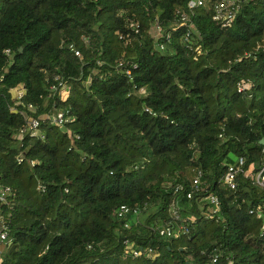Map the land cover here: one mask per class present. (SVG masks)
<instances>
[{
	"label": "trees",
	"instance_id": "trees-1",
	"mask_svg": "<svg viewBox=\"0 0 264 264\" xmlns=\"http://www.w3.org/2000/svg\"><path fill=\"white\" fill-rule=\"evenodd\" d=\"M189 1L0 0V264H264V220L248 213L264 202V0L236 3L229 27L212 19L219 0ZM59 111L73 122L53 125ZM25 115L43 140L21 138ZM238 157L248 175L230 191ZM121 205L139 214L118 219ZM170 222L187 232L160 237Z\"/></svg>",
	"mask_w": 264,
	"mask_h": 264
},
{
	"label": "built area",
	"instance_id": "built-area-1",
	"mask_svg": "<svg viewBox=\"0 0 264 264\" xmlns=\"http://www.w3.org/2000/svg\"><path fill=\"white\" fill-rule=\"evenodd\" d=\"M240 0H219L218 2L214 3L213 5V15L212 19L216 22H219L222 27H229L232 21L234 20V17L238 11V5L236 3H239ZM204 0H190L187 3V9L189 11H192L198 7L203 6ZM190 22V16L188 13H182L177 18V23L179 26H183L186 23ZM191 24V22H190ZM129 28L134 32L138 33L139 26L137 23H130ZM154 30V34H152L153 38H159L162 36V29L160 26L156 25ZM122 38L121 36L119 37ZM170 36H165V41L169 42ZM166 45L159 44L158 48L160 51H163L165 49ZM5 54L7 56L10 55V51L6 50ZM77 57H80L79 53H75ZM127 75H130V71H126ZM58 86L64 87V85L61 84V82L58 80V78H55L54 80ZM250 86L244 83H239L237 85L238 92L243 91L245 88H249ZM52 89H56V86L53 85L51 87ZM141 94L144 93V90L139 91ZM25 94L24 88L19 85L16 88L11 90L12 100L15 102V106L20 104V101L22 97ZM27 109L29 111H34V107L32 105H28ZM12 112H16V109L14 107H11ZM26 120V125L21 130V138L24 132H27L29 136L37 139H44V133L40 129V121L34 117H29L27 115L24 116ZM50 122L53 125L64 127L66 124L73 122V117L66 116L63 112H55L50 117ZM222 135H219V138H221ZM16 161L18 164L22 162V157L19 155L16 158ZM244 166V159L242 157L236 158L233 164H230L227 166L226 170L223 173L222 176V182L223 184L230 190L233 191L236 189L237 186V176L243 175L244 177H247V173L243 171ZM253 185L260 189H264V164L260 167L259 171L255 174L253 177ZM201 190L200 187V172H197V174L194 176L190 190L186 191L184 196L186 199H191L192 195L196 192H199ZM67 192V191H66ZM11 195V190L9 187H5L0 185V254L5 248V244L7 241V230L5 228L4 222L1 219V208L4 204L8 202V197ZM208 215L210 217L214 216L219 212V200L216 196L210 195L208 196ZM248 213L251 216H254L257 219L264 220V202L259 203L248 211ZM138 215L139 209H130L129 207L125 205L119 206L115 210V216L118 219L125 220L126 217L129 215ZM176 220L178 217L176 216ZM175 223L170 222L169 224H165L158 230V235L162 238L171 239L179 237L182 234H185L187 232V228L185 226L179 225L177 228H175ZM124 228H128V223H124ZM129 250V249H128ZM129 253L132 254L133 257H138L141 255H147L151 254L152 252L150 250L148 251H138L136 249L129 250ZM217 260V255H213L211 258V263H215Z\"/></svg>",
	"mask_w": 264,
	"mask_h": 264
},
{
	"label": "water",
	"instance_id": "water-1",
	"mask_svg": "<svg viewBox=\"0 0 264 264\" xmlns=\"http://www.w3.org/2000/svg\"><path fill=\"white\" fill-rule=\"evenodd\" d=\"M261 144H264V141L263 140H261V142H260ZM14 248L13 247H11V251L13 250Z\"/></svg>",
	"mask_w": 264,
	"mask_h": 264
},
{
	"label": "rangeland",
	"instance_id": "rangeland-1",
	"mask_svg": "<svg viewBox=\"0 0 264 264\" xmlns=\"http://www.w3.org/2000/svg\"><path fill=\"white\" fill-rule=\"evenodd\" d=\"M151 34H154V30H152Z\"/></svg>",
	"mask_w": 264,
	"mask_h": 264
}]
</instances>
